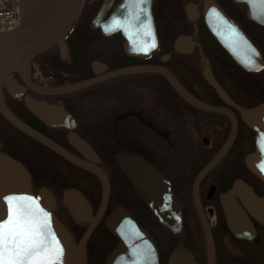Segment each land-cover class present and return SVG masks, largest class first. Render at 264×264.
Masks as SVG:
<instances>
[{"label":"flooded vegetation","instance_id":"af4514ba","mask_svg":"<svg viewBox=\"0 0 264 264\" xmlns=\"http://www.w3.org/2000/svg\"><path fill=\"white\" fill-rule=\"evenodd\" d=\"M146 1L149 0L143 3L139 0H83L72 33L65 39L66 51L61 52L59 45L53 46L47 53L50 57L28 62L27 75L32 83L44 89L100 80L73 92L50 94L36 92L17 72L11 71L8 79L17 81L23 95L11 96L2 84L4 103L32 130L85 159L71 144L69 135L73 133L82 138L95 153L94 159L87 160L106 174L110 188L108 199L86 242V264H107L118 245L119 238L107 226L111 219L116 222L131 219L152 237L157 250V260L152 264H264V219L246 206L235 191L237 182L248 187L264 212V181L245 162L246 156L255 151V132L243 121L240 110L264 103V4L258 0L252 4L249 0H150L157 48L147 56L129 55L122 30L138 31L135 25L141 22ZM212 6L236 24L258 50L263 64L259 70L244 68L215 38L206 21ZM114 21L119 22L122 30L106 31ZM129 67H161L192 97L225 111L210 112L191 106L157 73L106 76ZM206 73L211 74L225 97L209 83ZM148 86L156 90L155 93L159 92L150 102H146L147 96L141 95ZM25 97L53 115L67 112L72 127L50 125L40 113L29 109ZM228 114L236 119L237 133L224 157L198 183L201 218L193 198L194 180L227 139L231 130ZM191 117H197L208 126L201 138L203 148L195 146L193 149L187 135L183 134L180 144L184 142L183 148L189 149H183L187 154H183L184 151L180 154L181 145L176 148L170 143L168 128L172 130L176 120L179 125L184 120L187 127ZM0 151L29 171L35 196L41 197L44 190L54 195L60 206L58 218L78 243L100 207L99 178L69 163L18 129L1 113ZM121 151L142 158L165 177L180 204L181 219L176 226H169L160 219L119 167L115 156ZM57 161L88 176L82 179L91 184L87 190H81L74 178V190L80 192L90 209L87 220L73 218L64 207L63 200L72 187L59 189L53 179L57 173L49 175L46 171ZM226 194H230L242 217V236L236 235L228 225L222 206V197ZM99 227L101 230L95 233ZM206 230L210 233L213 257L209 255ZM176 250L183 255L175 258Z\"/></svg>","mask_w":264,"mask_h":264},{"label":"water","instance_id":"95a60500","mask_svg":"<svg viewBox=\"0 0 264 264\" xmlns=\"http://www.w3.org/2000/svg\"><path fill=\"white\" fill-rule=\"evenodd\" d=\"M23 3L24 20L21 26L15 31L0 33V112L21 131L28 132L60 156L94 173L101 183V201L96 216L76 244L69 231L61 225L51 212L50 207L53 205L52 195L44 190L45 194H42L41 197L46 205L40 198H34L29 192L30 185L26 168L20 162L0 152V217L7 219L9 211L8 197H16L17 200L14 203H18L25 210H34L37 219H44V214L46 213L48 220L47 239L53 247L58 246L62 249V256L54 264H86L84 259L86 242L100 219L108 199L110 188L107 176L100 167L87 160L94 159L95 154L84 140L73 134L69 135L70 142L84 154L85 159H81L31 130L14 117L5 105L1 92V86L5 84L11 96H22L23 89L19 88L16 80L8 79V74L14 70L18 72L23 80H26L25 65L27 62L51 48L57 41H60L59 44L62 50L66 48L62 38L71 28L82 0H23ZM124 5L121 4V6ZM142 7L141 22L135 25L138 30L137 33L124 32L121 27H114L113 24L110 26V31L115 29L122 30L123 36L126 39L125 50L129 55L145 56L157 47L156 35L150 15V0L146 1ZM206 21L218 42L240 65L254 71L262 67L263 64L259 52L247 37L237 29L236 24L218 13V10L213 8V6L206 16ZM253 49L255 52H253ZM141 72H153L164 76L179 96L193 107L210 112L225 111L219 107L209 106L192 97L170 73L160 67H129L112 71L106 76ZM206 78L218 93L225 97L222 89L210 73H206ZM97 80L100 79H90L46 90L31 84L29 85L36 91L61 94L81 89ZM25 101L29 109L35 113H43V110H45L29 97H25ZM240 110L243 121L255 131V151L245 158L246 165L255 175L264 181V103L251 109L241 108ZM228 116L231 120V130L227 139L212 159L199 171L194 180L193 198L201 218H203V214L197 193L198 183L224 157L237 133L235 117L231 114H228ZM57 119L56 124L69 128L72 127V119L67 112L61 111ZM115 159L119 167L127 174L142 197L152 206L160 219L169 226H176L181 219L180 204L171 193L165 177L142 158L130 155L127 152L121 151L117 153ZM235 191L240 194L246 206L254 210L261 219H264V212L255 201L248 187H244V185L237 182ZM71 192L74 217L79 220H87L90 215L87 201L77 190H71ZM21 197H30L34 203L30 204L28 200L19 199ZM222 206L227 215L229 227L236 235L242 236L240 233L242 232L243 225L242 217L238 215L236 204L231 199L230 194L222 197ZM107 226L119 238V243L109 256L107 264H152L156 262L157 250L152 237L133 220L125 221L122 219L116 222L111 219ZM206 237L209 255L213 257L211 237L207 230ZM179 251H175V258L183 255Z\"/></svg>","mask_w":264,"mask_h":264},{"label":"snow or ice","instance_id":"6c2138e0","mask_svg":"<svg viewBox=\"0 0 264 264\" xmlns=\"http://www.w3.org/2000/svg\"><path fill=\"white\" fill-rule=\"evenodd\" d=\"M139 2L143 3L144 0ZM255 2L257 0H249L250 4ZM258 2L264 4V0ZM113 26L120 27V24L114 21ZM19 199L34 203L30 197ZM16 200V197L7 198V219L0 217V264H54L62 256V249L53 247L47 239V214H44V219H37L34 210H25L14 203Z\"/></svg>","mask_w":264,"mask_h":264},{"label":"rangeland","instance_id":"374dc122","mask_svg":"<svg viewBox=\"0 0 264 264\" xmlns=\"http://www.w3.org/2000/svg\"><path fill=\"white\" fill-rule=\"evenodd\" d=\"M42 56H44V54H42ZM47 56L50 55H46L43 58H48ZM183 72V71H182ZM160 87V86H159ZM161 90V88H160ZM156 90H152L150 88V86H148V90H144L141 95L142 96H147V100L146 102H150V100L155 96V94H159L155 93ZM177 120L174 122V128L171 127L168 128V132H170V143L175 146L176 148H178V145L180 144V141H182L183 139V134H186L190 144L192 145L193 149H196L195 146L199 147V148H203V143L201 141V138L203 136V131H207L208 130V126L204 125L200 119H198L196 117V119H194L193 117H191V122L189 124V126H184V120L182 121V123L179 125L177 124ZM186 125V123H185ZM177 135H180L178 138H176ZM182 144H184V142H182ZM182 144H180V148H179V153L182 154H187V151L189 148L185 147L183 148ZM247 145V144H246ZM246 145L244 147H246ZM186 149V150H183ZM63 158V157H62ZM47 172L49 175L57 173V177L55 176L53 179L56 180V183L59 185V189L60 188H67V187H72V189H74V180L76 179V181L79 183V187L82 190H87V188L91 187L90 183H86L84 182L82 179L84 176H86L85 174H82L80 170H76L74 169V167L68 165L67 163L63 162V161H57V162H53L52 165L48 166L46 168ZM75 170V171H74ZM88 177V176H86ZM75 178V179H74ZM90 179V178H89ZM84 182V184H83ZM60 196V195H59ZM68 224V223H67ZM69 225V224H68ZM70 228V226H69ZM101 229L100 227L96 229V232H99ZM76 243V242H75Z\"/></svg>","mask_w":264,"mask_h":264},{"label":"bare ground","instance_id":"6f19581e","mask_svg":"<svg viewBox=\"0 0 264 264\" xmlns=\"http://www.w3.org/2000/svg\"><path fill=\"white\" fill-rule=\"evenodd\" d=\"M23 17V16H22ZM17 29H18V27H16ZM73 28H74V22H73V24H72V26H71V28L67 31V33L65 34L66 36H69L71 33H72V30H73ZM17 29H13V30H9V31H6V32H12V31H15V30H17ZM59 42L60 41H57L53 46H55V45H59V47H60V44H59ZM65 45H66V43H65ZM51 49H47V50H45V51H43L41 54H39V55H37V56H35L34 58H32L30 61H32V60H34V59H36V58H40V57H44V56H42V54H44V55H46L49 51H50ZM60 51L61 52H65L66 51V49H64V50H62L61 49V47H60ZM47 55H49V54H47ZM50 57V56H49ZM29 61V62H30ZM27 66H28V62L26 63V65H25V77H26V80H23L24 81V83H26L28 86H30L29 84H31V85H33V86H36V87H38L37 85H35L34 83H32L30 80H29V78H28V75H27ZM14 71V70H13ZM14 72H16V71H14ZM18 73V72H17ZM22 78V77H21ZM23 79V78H22ZM71 84H74V83H71ZM19 86V88L22 90V88L20 87V85H18ZM64 86H66V85H64ZM38 88H41V87H38ZM57 88V87H56ZM41 89H44V88H41ZM50 89H53V88H50ZM44 90H46V89H44ZM36 91V90H35ZM2 92V91H1ZM36 92H40V91H36ZM71 92H73V91H71ZM68 93V92H67ZM14 97V96H13ZM17 98V97H16ZM32 101H34L33 99H31ZM3 101H4V99H3ZM6 105V104H5ZM9 110V109H8ZM10 111V110H9ZM11 112V111H10ZM1 113V112H0ZM12 113V112H11ZM61 113V111H59V112H57V114H55V115H53L54 113H49V111L48 110H43V113H40L42 116H43V118H44V120L47 122V123H49L50 125H52V126H63V125H58V124H56L57 123V118H58V114H60ZM2 114V113H1ZM3 115V114H2ZM12 115H14L13 113H12ZM4 116V115H3ZM5 117V116H4ZM14 117H16L15 115H14ZM6 118V117H5ZM17 118V117H16ZM7 119V118H6ZM18 119V118H17ZM19 120V119H18ZM14 125V124H13ZM15 126V125H14ZM27 126V125H26ZM28 127V126H27ZM30 128V127H29ZM31 129V128H30ZM32 130V129H31ZM34 131V130H33ZM36 132V131H35ZM24 133H26V134H28L29 136H31V137H33L32 135H30L28 132H24ZM37 133V132H36ZM39 134V133H38ZM71 134H73V133H71ZM41 135V134H40ZM74 135V134H73ZM41 136H43V135H41ZM44 137V136H43ZM34 139H36V140H38L37 138H35V137H33ZM46 138V137H45ZM49 140V139H48ZM39 142H41L40 140H38ZM49 141H51V140H49ZM52 142V141H51ZM42 144H44L43 142H41ZM54 143V142H53ZM54 144H56V143H54ZM46 147H48L46 144H44ZM57 145V144H56ZM59 146V145H58ZM61 147V146H60ZM48 148H50V147H48ZM51 149V148H50ZM52 150V149H51ZM1 152V151H0ZM69 152V151H68ZM3 153V152H2ZM70 153V152H69ZM72 154V153H71ZM7 155V154H6ZM73 155V154H72ZM9 156V155H8ZM11 158H13V157H11ZM14 159V158H13ZM65 159V158H64ZM66 161H68L69 163H71V164H73L74 165V163H72L71 161H69V160H67V159H65ZM15 161H17L16 159H15ZM19 162V161H18ZM26 171H27V173H28V178H29V185H30V187H29V192L31 193V195L34 197V198H40L41 199V201L46 205V203L44 202V200H42V198L41 197H38V196H35L34 195V193H33V191H32V189H31V185H32V177H31V175H30V173H29V171L26 169ZM73 190V189H72ZM69 193H71L72 194V192L71 191H68ZM48 193L50 194V195H52V200H53V205H52V207H50L51 208V212H52V214L55 216V218L61 223V225L62 226H64L67 230H68V228L64 225V223L58 218V213H59V209H60V206H59V204H58V202L56 201V198L54 197V195L50 192V191H48ZM72 200H73V197H72V195H70V194H68V195H66L65 196V198H64V200H63V203H64V207H66L68 210H69V212L72 214V216H73V218H74V207H73V203H72ZM69 231V230H68ZM69 233L71 234V236H72V238H73V240H74V236L72 235V233L69 231ZM74 264V263H73Z\"/></svg>","mask_w":264,"mask_h":264},{"label":"built area","instance_id":"2783aa9c","mask_svg":"<svg viewBox=\"0 0 264 264\" xmlns=\"http://www.w3.org/2000/svg\"><path fill=\"white\" fill-rule=\"evenodd\" d=\"M22 0H0V32L16 29L22 21Z\"/></svg>","mask_w":264,"mask_h":264}]
</instances>
